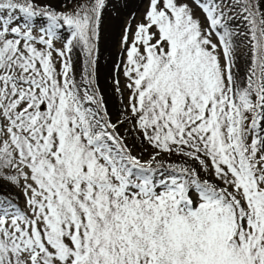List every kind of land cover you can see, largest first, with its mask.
Wrapping results in <instances>:
<instances>
[{"label":"snow or ice","instance_id":"obj_1","mask_svg":"<svg viewBox=\"0 0 264 264\" xmlns=\"http://www.w3.org/2000/svg\"><path fill=\"white\" fill-rule=\"evenodd\" d=\"M141 2L113 113L126 3L0 0V264H264V0Z\"/></svg>","mask_w":264,"mask_h":264},{"label":"rangeland","instance_id":"obj_2","mask_svg":"<svg viewBox=\"0 0 264 264\" xmlns=\"http://www.w3.org/2000/svg\"><path fill=\"white\" fill-rule=\"evenodd\" d=\"M122 2L126 3V7H122L118 14L113 13L112 15H109L107 11L105 12L101 40L99 43V49L105 44V56L109 57L107 60L99 59L100 86L104 89L105 99L108 101L109 110L113 113H115V108L118 106V98L114 94L109 95V89L112 86L110 77L113 74L111 70L112 65L118 59L117 53L120 47V37L123 32L124 24L127 22L129 16L132 13H136L137 19H139L144 8L141 0H122ZM56 6L59 7V4ZM57 46H59V44ZM113 118H115V115ZM121 131H123V129H121ZM129 143H132V141L129 140ZM137 145L134 154L141 151L139 142H137ZM144 158L147 159L148 157L145 156Z\"/></svg>","mask_w":264,"mask_h":264},{"label":"bare ground","instance_id":"obj_3","mask_svg":"<svg viewBox=\"0 0 264 264\" xmlns=\"http://www.w3.org/2000/svg\"><path fill=\"white\" fill-rule=\"evenodd\" d=\"M113 22V21H112ZM112 24V23H111ZM105 44H103V46L99 49V59H102V60H107L109 59V57L105 56ZM100 61V60H99ZM102 62V61H101Z\"/></svg>","mask_w":264,"mask_h":264},{"label":"trees","instance_id":"obj_4","mask_svg":"<svg viewBox=\"0 0 264 264\" xmlns=\"http://www.w3.org/2000/svg\"><path fill=\"white\" fill-rule=\"evenodd\" d=\"M145 147H147L146 145H145ZM150 151H151V149H149Z\"/></svg>","mask_w":264,"mask_h":264}]
</instances>
